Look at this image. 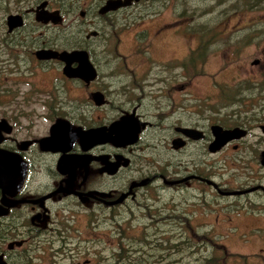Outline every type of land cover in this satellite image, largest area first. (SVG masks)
Here are the masks:
<instances>
[{
    "label": "flooded vegetation",
    "instance_id": "1",
    "mask_svg": "<svg viewBox=\"0 0 264 264\" xmlns=\"http://www.w3.org/2000/svg\"><path fill=\"white\" fill-rule=\"evenodd\" d=\"M109 1L121 6L102 14ZM42 2L44 12L59 22L35 20L34 9ZM172 2L174 23L164 24L159 16ZM23 6L20 0H0L7 37L4 49L28 52L33 73L52 77L47 88L33 87L14 95L13 99H20L17 107H0V123L4 122L0 125V151L13 154L19 163L12 189L0 188V264H131L130 256L117 257V253L144 254V249L150 258L155 253L159 258L162 245L154 248L156 239H144V249L134 250L133 239L112 238L118 228L155 221L154 212L160 210L157 205L173 210L176 188L186 184L204 195L236 199L243 212H253L252 216L264 214V29L254 35L252 60L235 67L237 73L248 69L249 74L233 77L232 84L252 85L245 89L251 90L252 97L242 104L239 124L224 127L196 111L197 120L176 125V99L172 96L176 81L190 84L205 76L196 74L198 65L182 64L183 59L159 60L151 55L152 49L176 35V0H40ZM8 16H21L23 25L9 32ZM149 19L155 23L144 26ZM137 20H142L141 27L131 35L135 43L129 56L140 63L133 65V59H125L127 55L119 51V35ZM238 30L225 29L222 35ZM207 33L183 34L194 43L186 57L198 49L200 36ZM111 39L114 42L109 44ZM38 51H84L95 79L68 78L63 75L62 61L38 59ZM16 56L7 59L13 67ZM79 65L73 62L71 68L75 71ZM176 69L180 70L177 75ZM117 124L129 134L119 141L113 140ZM213 125L238 127L244 137L212 154ZM177 128L194 130V140L185 139ZM98 130L103 139L85 137ZM176 138L185 140L183 149L191 146L195 150L190 172L176 171L172 146ZM159 146L165 149L163 153L157 150ZM227 151L237 153L239 174L229 188L226 181L212 177L207 160ZM166 194L172 196L170 201ZM259 256L253 258L262 264ZM157 263L163 264L161 259Z\"/></svg>",
    "mask_w": 264,
    "mask_h": 264
},
{
    "label": "rangeland",
    "instance_id": "2",
    "mask_svg": "<svg viewBox=\"0 0 264 264\" xmlns=\"http://www.w3.org/2000/svg\"><path fill=\"white\" fill-rule=\"evenodd\" d=\"M20 1L21 6L25 5L22 8H27L29 6L27 2L32 3L35 0ZM252 2V0H176V35L174 34L172 38L170 36L171 40L166 43L159 44L155 51L152 49L151 55L154 59L168 60L176 57L183 59L182 64L189 66L186 55L194 43L189 41V36L183 34L198 30L217 34H213L212 40L209 41L211 51L207 54L208 58L197 62L196 74L205 76L197 77L190 84L176 81V91L172 94L176 99V125H188L197 120L196 111L202 117L211 116L214 123L224 127L235 126L234 120L241 121L242 104L252 97L251 90L245 92V89H251L252 85L232 84L233 77L249 74L248 69L237 73L235 67H242L248 59L252 60L255 47L252 46L255 43L254 35L258 29H264V9H251L252 5L249 4ZM1 13L0 107L13 108L20 102L19 98L13 99L14 95L19 96L20 93L31 91L33 87L39 88L45 85L47 88L52 75L33 73L28 52L4 49L6 43L4 38L7 37L3 33ZM159 19L164 24L174 23L173 2L166 5ZM140 22L142 20H137L129 26L131 28L125 32L126 34L119 35L121 38L119 51L127 55L124 56L125 59L132 58L129 55L135 42L132 41L131 35L135 32L134 29L141 27ZM143 23L144 26L149 27L155 23V20L149 19ZM231 28L240 30L222 35L225 29ZM35 30L44 31V29ZM58 31L62 32V30ZM47 32L45 30V33ZM112 42L114 39H111L109 44ZM101 43L104 44V41ZM11 56L17 58L15 67L12 66L13 62L7 61ZM132 59L135 62L133 65H137L136 62L140 61ZM178 72L180 70L176 69V75ZM238 89L242 91L240 98L232 99L233 93ZM146 91L150 89L146 88ZM158 101L161 102V99ZM206 109L211 111L205 113ZM149 120L152 122L153 119ZM166 146L165 144V149ZM165 149L162 150L159 146L157 150L163 153ZM194 152L191 146L176 152L177 172L183 174L192 170L190 162ZM207 160L212 165V177L217 181H226V188L234 187L239 176L237 153L227 151L207 157ZM166 196L168 201L172 199V196L167 194ZM205 200L208 205H205ZM157 207L161 214H158V211L154 212L153 216L157 217L155 221L148 225L143 221H137L128 229L118 228L117 234L112 239H133L134 250L137 247L144 249V239H156L154 248L159 243L162 245L159 250L160 257L158 258L155 253L153 258H150L149 252L145 249L144 254L132 252L129 255L123 252L117 253V257L130 256L131 264H158L157 261L160 259L163 264H199L211 256L217 257L219 264H259L256 262L258 260L255 261L253 258L254 254H259L258 259L264 264V214L261 212L260 216L257 213L256 216H252L253 212L248 210L243 212L236 199L204 195L199 190L192 189L190 184L176 188V206H173V210L162 208L161 205ZM121 230H125L126 234L121 233ZM102 232L107 233V230L103 229ZM179 239H184L187 244L182 245L179 254H176L178 248L176 242ZM122 245L125 247L124 244ZM148 247L149 245L146 244V248Z\"/></svg>",
    "mask_w": 264,
    "mask_h": 264
},
{
    "label": "water",
    "instance_id": "3",
    "mask_svg": "<svg viewBox=\"0 0 264 264\" xmlns=\"http://www.w3.org/2000/svg\"><path fill=\"white\" fill-rule=\"evenodd\" d=\"M138 1V0H136ZM45 2L39 5L35 10V20L37 22H41L44 24H47L50 20H52L54 23H57L60 21V19H57L56 17L47 14L44 12ZM121 4L118 2H107L106 5L102 8L101 12L102 14L107 13L111 10H114L117 7H120ZM6 24L8 26V31H12L15 28H19L23 25L22 17L21 16H8L6 19ZM36 57L38 59H44V60H51V59H59L65 64V67L63 68V75L68 78H80L86 82H90L95 79L96 72L94 68L90 65V62L88 61V55L84 51H73V52H53V51H38L36 52ZM78 62L80 65L75 71L71 68V63ZM95 100H99V96H95ZM4 122L0 123L2 125ZM120 124H117L116 131L113 132L115 141H119L125 136H129V134L125 133V130L121 129L123 128ZM119 128V129H118ZM212 135H213V142L209 146V151L211 153H216L220 151L227 143L231 141H237L244 137V132L240 128H233L224 130L220 126L214 125L211 128ZM100 130L93 131L89 133L88 136H85L87 133L83 134L87 139L90 138V140H98L103 139V137L100 135ZM178 132H181L182 135L187 139H193L192 137L194 130L186 129V128H178ZM126 134V135H125ZM135 136V134H132ZM131 136V135H130ZM93 137V138H92ZM96 138V139H95ZM199 139V137H197ZM173 149L180 150L185 146V141L180 138H176V140L173 142ZM18 160L17 158L8 152L0 151V188L3 189H12V187L17 182V177L19 176V169H18ZM210 185H213V187L216 189V186L213 182L208 181ZM235 193H226V195H233Z\"/></svg>",
    "mask_w": 264,
    "mask_h": 264
},
{
    "label": "trees",
    "instance_id": "4",
    "mask_svg": "<svg viewBox=\"0 0 264 264\" xmlns=\"http://www.w3.org/2000/svg\"><path fill=\"white\" fill-rule=\"evenodd\" d=\"M37 1H40V0H35L32 3H30V1H29L27 3L30 6L31 4H35ZM252 1L253 2L251 4H249V5H252L251 9H264V0H252ZM213 34L217 35L216 33H213ZM213 34L207 33L206 35L200 36V46L198 47V49L196 51L191 52L188 55L187 61L189 60V65L193 64V65L197 66V62L203 61L205 58V54H209V52L211 51V49L209 48V41L212 40L211 37H213ZM199 53H201L202 55ZM196 54H199V56H196ZM238 88H240V87H238ZM241 94H242V91L240 89L236 90V92L233 93L232 99L240 98ZM237 122L238 121L234 120L235 126L239 124ZM126 229H128V228H126ZM125 230H121V233L123 232V234L124 233L126 234ZM186 244H187V241H185L184 239H179L176 242V246H178V248L176 249V254H179V252L181 250L180 249L181 246L186 245ZM218 261L219 260L217 259V257L211 256L210 258H205L199 264H219Z\"/></svg>",
    "mask_w": 264,
    "mask_h": 264
}]
</instances>
